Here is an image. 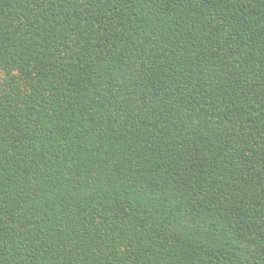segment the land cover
<instances>
[{
	"label": "trees",
	"instance_id": "1",
	"mask_svg": "<svg viewBox=\"0 0 264 264\" xmlns=\"http://www.w3.org/2000/svg\"><path fill=\"white\" fill-rule=\"evenodd\" d=\"M0 264H264V0H0Z\"/></svg>",
	"mask_w": 264,
	"mask_h": 264
}]
</instances>
